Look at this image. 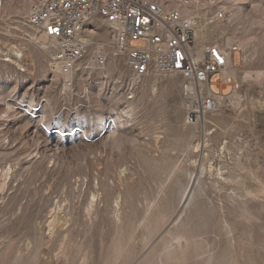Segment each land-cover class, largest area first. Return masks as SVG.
I'll list each match as a JSON object with an SVG mask.
<instances>
[{
    "label": "rangeland",
    "instance_id": "rangeland-1",
    "mask_svg": "<svg viewBox=\"0 0 264 264\" xmlns=\"http://www.w3.org/2000/svg\"><path fill=\"white\" fill-rule=\"evenodd\" d=\"M185 1L164 0L170 8L199 11L239 41L238 78L245 70L264 71V0H222L224 22L202 11L209 4ZM30 6V0H0V99L24 102L12 120L2 121L0 113V264L19 257L21 264H168L175 227L184 238L172 264H264V76L240 85L248 106L241 110L229 99L219 107L220 120L212 112L193 129L181 81L157 74L155 83L154 75L134 82L125 56L110 62L119 55L110 34L85 39L88 56L65 88L55 57L28 41ZM103 29L97 24L93 30ZM20 43L27 45L23 67L5 66L8 50ZM99 48L105 71L92 63ZM246 52L253 58L244 66ZM234 89L227 86L223 94ZM112 119L119 126L116 140L109 137ZM237 122L243 132L233 129ZM191 190L194 206L187 200ZM157 208L163 211L159 226H145V213Z\"/></svg>",
    "mask_w": 264,
    "mask_h": 264
},
{
    "label": "built area",
    "instance_id": "built-area-1",
    "mask_svg": "<svg viewBox=\"0 0 264 264\" xmlns=\"http://www.w3.org/2000/svg\"><path fill=\"white\" fill-rule=\"evenodd\" d=\"M163 1V2H162ZM222 0H186L188 4H209L203 8L214 20L224 22L228 12ZM28 24L53 44L55 65L70 74L76 64L88 56L83 37L97 24L110 27V38L126 55L134 82L140 84L155 74L174 75L188 97L186 121L199 124L218 107L216 94L221 86H232L234 78H224L223 71L234 67L239 41L228 47L212 45L202 54L193 52L195 24L181 8H170L164 0H30ZM140 42L141 47L134 43ZM94 66L101 71L107 63L102 49L93 55ZM217 75V81L211 79ZM218 92L212 91V86Z\"/></svg>",
    "mask_w": 264,
    "mask_h": 264
},
{
    "label": "bare ground",
    "instance_id": "bare-ground-1",
    "mask_svg": "<svg viewBox=\"0 0 264 264\" xmlns=\"http://www.w3.org/2000/svg\"><path fill=\"white\" fill-rule=\"evenodd\" d=\"M185 4L187 5L188 3L185 1ZM181 8V7H183V6H178V7H176V8ZM193 11V10H192ZM192 11H188V10H186V8H182V12H184L188 17H189V19L196 25L195 27V35H196V42H195V46H194V48H193V52L194 53H197V54H202L206 49H208V48H210V47H212V46H210V47H207V41L208 40H211V39H216V38H222V43L220 44L222 47H228L230 44H231V42L233 41V38H226V36H225V34H226V29L224 28V27H220V26H218V25H211V23H213L212 22V20L210 21L207 17L205 18V17H203V16H200V13H197V12H199V11H197V12H192ZM100 25H102V27H104V29H103V31L101 32V33H98L97 31H88L87 33H86V35L83 37V39H84V41H85V39H90L91 40V42H94L93 40L95 39V38H97V39H101V40H106V38L108 37V35L110 34V27L109 26H107V25H105L104 23H101ZM32 31V33H30V34H28V41H29V43L31 44V43H37L39 46H41V48H42V50H43V52H44V54H46V55H48V54H52V56H54V51H53V44H52V42H51V40L49 39V38H47L45 35H41V34H39L36 30H31ZM23 33H26V30H24L23 31ZM221 40V39H220ZM219 40V41H220ZM236 40V39H235ZM28 41H26L25 43H27ZM216 43H219V42H216ZM89 44V43H88ZM12 46V45H11ZM106 46H110V43L107 41V43H106ZM27 47V45L26 44H23V43H20V44H17V45H13L12 47H10V49L8 50V53L6 54V56L7 57H9V59H6V60H3V64L6 66V65H10V64H6V63H8V62H11L12 64H17L18 66H20V67H23L21 64L23 63V58H24V55H25V51H24V48H26ZM93 48V47H92ZM3 52H5L6 50H2ZM250 53V52H249ZM249 53L248 52H246V53H244V55H243V64H244V66H246V64H248V62L250 61V59H252L253 58V56L252 55H249ZM104 54V53H103ZM126 54L122 51V50H119V55H114L111 59H110V62L114 65L115 64V62H116V59L117 60H122L123 58H124V56H125ZM93 57V56H92ZM126 57V56H125ZM1 59H3V58H1ZM91 63H89V65H90ZM54 65V64H53ZM94 65V64H93ZM233 65H234V63H233ZM80 66V64L78 63V64H76V66L74 67V69L76 68L77 69V67H79ZM96 66V65H95ZM94 66V67H95ZM82 67V66H81ZM106 67H107V64L104 66V68L106 69ZM26 69H24V71H25ZM105 71V70H104ZM236 70H235V67H231V68H228V69H226V70H224L223 71V77L224 78H231V77H233L234 78V81H233V83H232V85L234 86V92L232 93V94H230L229 96H226V95H224V94H216V99H217V102H218V107H217V109L214 111V120H216V121H218V120H220L221 119V114H223V113H221L222 111H220V108L219 107H221L222 105L223 106H225V104H226V102H227V100H229L230 99V102L232 103V104H234L235 106H239L238 108H240L241 109V107H245V106H248L247 105V103H246V105L245 104H243L242 103V99H241V96H240V92H239V90H240V85L241 84H243V83H245L246 81H248V79H262V77L264 76V71H248V70H245V71H243L241 74H240V78H238L237 76H236ZM64 76H65V79L67 80L66 81V84H65V88H69L68 87V84L70 83V74H64ZM156 76H157V74L156 75H154V83L155 82H157L156 80ZM174 76V75H173ZM69 81V82H68ZM71 85V84H70ZM227 86L228 85H223V86H221V91L223 92V91H225L226 89H227ZM242 91V90H241ZM243 92V91H242ZM245 93V92H244ZM184 94V93H183ZM252 97V96H251ZM244 98V97H243ZM253 98V97H252ZM251 98V99H252ZM255 98V97H254ZM253 98V99H254ZM185 99V102L183 103L185 106H187V108H188V104H187V100H188V97L184 94V96H183V100ZM248 100H249V98H248ZM255 100V99H254ZM16 101H18V100H16ZM15 101V102H16ZM11 101L10 100H5V99H0V108L2 109V111L0 112L1 114H5V118L4 119H2L1 118V120L3 121H5V122H7L8 120H12L11 118H15L13 115V117L11 116V114H13L14 112H16V111H19L20 110V105L22 106V104L24 103L23 101H18L17 103H16V106H19V107H16L15 105H12V103H10ZM189 102V101H188ZM250 102V101H249ZM253 103H255L254 101H253ZM257 104H258V102H257ZM257 104H255V105H257ZM251 105V104H250ZM254 105V106H255ZM259 106V105H258ZM28 107H29V109L36 115L37 113H38V111H37V107H38V105H36L35 104V102L34 101H31V102H29L28 103ZM233 107V106H232ZM253 107V106H252ZM261 107V106H260ZM248 108V107H247ZM257 108V107H256ZM248 109H250V108H248ZM253 109H255V108H253ZM252 109V110H253ZM242 110V109H241ZM245 110H246V108H245ZM177 111H180L179 109L177 110ZM244 111V110H243ZM216 112V113H215ZM242 112V111H241ZM245 112V111H244ZM18 113V115L20 114V112H17ZM246 113V112H245ZM0 114V115H1ZM213 114V113H212ZM15 115V114H14ZM237 115V114H236ZM242 115V114H241ZM241 115H240V117H241ZM247 115V114H246ZM237 116H239V115H237ZM244 116H245V114H244ZM1 117V116H0ZM36 117V116H35ZM236 117V116H235ZM240 117H238V118H240ZM34 118V117H33ZM204 118H206V116H204L203 118H202V120L204 119ZM47 117L44 115V116H41V118H40V122L41 123H43V125H45L46 126V122H47ZM237 119V118H236ZM245 119V118H244ZM0 120V121H1ZM99 120H100V125L102 126L101 127V131H104L105 130V126H106V123H105V120L104 119H102V118H99ZM113 120V119H112ZM201 120V121H202ZM242 121V120H241ZM240 121V122H241ZM113 127L109 130V137H110V139H114V140H116L117 139V130H118V122H116V121H114L113 120ZM201 123V122H200ZM187 124V123H186ZM234 124H235V122H234ZM236 127H234L233 129L235 130V131H239V132H243L244 130H243V127H245V126H242L239 122H237L236 123ZM2 125H0V127H1ZM193 127V129H195L197 126H198V124H194V125H192ZM199 127V126H198ZM28 130V129H27ZM5 131V130H4ZM4 131H2L1 133H3ZM35 131V130H34ZM33 131V132H34ZM37 131V130H36ZM209 131H210V129H209ZM231 131V130H230ZM6 132V131H5ZM238 132V133H239ZM36 133V132H35ZM32 134H34V133H32ZM210 134V133H209ZM119 135V134H118ZM105 137V136H104ZM119 137V136H118ZM108 139V138H107ZM38 140V139H37ZM39 141V140H38ZM40 142V141H39ZM50 142V141H49ZM114 142V141H113ZM117 142V141H116ZM10 144V143H9ZM43 144V143H42ZM45 144V143H44ZM54 144V143H53ZM226 144H227V142H226ZM11 145V144H10ZM224 145H225V143H224ZM38 146H41L40 145V143L38 144ZM55 146H57V145H55ZM226 146V145H225ZM224 146V147H225ZM196 147V146H195ZM194 147V148H195ZM40 147H38L37 148V150L39 149ZM44 148H46L45 147V145H44ZM52 148V147H51ZM57 149V148H56ZM196 149V148H195ZM224 150V149H223ZM37 152V151H36ZM17 157V156H16ZM16 160V159H15ZM11 163V162H10ZM211 168V167H210ZM13 170V165L11 166V164H10V166L8 167V169H5V172L6 173H4V175H3V177H4V179L8 176V174H9V172L10 171H12ZM212 170V169H211ZM211 173V172H210ZM221 174H218V176H220ZM7 179V178H6ZM194 182V181H193ZM5 184L6 183H3V185L1 186L2 188H4V186H5ZM194 185H196L195 184V182H194ZM194 185H193V187H194ZM189 187V186H188ZM263 189V188H262ZM193 190V189H192ZM192 190L190 191V193H189V195H188V197H187V200L190 198V204L189 205H192V206H194L193 205V200L195 199V196L196 195H194V193H196V192H193V194H192ZM198 194V193H197ZM253 194H255V193H253ZM191 196V197H190ZM197 198V197H196ZM263 198V197H262ZM93 205V202H92V204H91V206ZM263 205V204H262ZM191 206V207H192ZM215 206V205H214ZM262 208V207H261ZM189 209V208H188ZM151 210H152V208H151ZM150 209L149 210H147V212L145 213L146 215L144 216V221H147L148 222V224L149 225H145V226H148V227H150V225H153V224H155V225H157V223H158V225L157 226H159V222L161 221V218H162V216H163V211L161 210V209H159V208H157V209H155V210H153V211H151ZM199 210V209H198ZM196 211V210H195ZM209 211V210H208ZM192 212V211H191ZM210 212V211H209ZM213 212H216L217 213V210H216V208L214 207L213 209H211V214L213 215ZM118 213V212H117ZM196 214V213H195ZM210 214V215H211ZM117 216V215H116ZM120 216V215H119ZM212 217V216H211ZM55 221V220H54ZM54 223H56L57 224V222L55 221ZM142 223V222H141ZM146 223V222H145ZM53 224V223H52ZM55 224V225H56ZM180 224V223H179ZM179 224H178V226H179ZM183 223H181V226H183L182 225ZM61 225V224H60ZM171 225V224H170ZM51 226V225H50ZM52 227H54V226H52ZM147 228V227H146ZM153 228L154 229H157L156 227H154V225H153ZM177 227H175V228H173V229H171L169 232V234L171 235V237H172V247L171 248H168V250H167V252H166V254H165V258H166V261L168 262V264H170V262H171V264L173 263V261H174V259H173V257L177 254V256H178V252L180 251V250H182L181 249V241L183 240V238H184V236H183V233L181 232V230H182V228L181 227H179V228H177ZM180 228H181V230H180ZM52 229V228H51ZM53 230V229H52ZM158 230H159V228H158ZM50 231V230H49ZM151 231V234L153 235V233H152V230H150ZM155 231V230H154ZM51 232V231H50ZM49 232V233H50ZM155 232H157V231H155ZM231 232V231H230ZM39 233V232H38ZM158 233V232H157ZM157 233H155V235L157 234ZM51 234V233H50ZM195 234V233H194ZM52 236V235H51ZM125 237V236H124ZM150 235H149V232H145V235H144V239L145 240H147V241H149L150 240ZM235 238V237H234ZM42 239V238H41ZM231 239H232V237H231ZM236 239V238H235ZM235 241H237V239L235 240ZM232 243V242H231ZM42 245V244H41ZM229 245V244H228ZM229 250V249H228ZM229 252V251H228ZM9 253H11L10 251H9ZM237 253V252H236ZM7 254V253H6ZM24 255V254H23ZM233 255H231V257H232ZM25 257V256H24ZM27 257V256H26ZM176 257V256H175ZM7 257H5V259H6ZM14 258V257H13ZM12 258V259H13ZM25 259H27V258H25ZM32 259H34V257L32 258ZM8 260V259H7ZM176 260V259H175ZM12 261V260H11ZM20 261H23L22 260V257H19V258H16V260H15V262H14V264H21L20 263ZM33 261V260H32ZM162 261V260H161ZM206 261H209V260H206ZM233 261V260H232ZM3 261L1 260V262L0 263H2ZM4 262H9V261H4ZM24 263V262H23ZM11 264V263H10ZM25 264H27L26 262H25ZM141 264H146V262H142ZM159 264H164V263H159Z\"/></svg>",
    "mask_w": 264,
    "mask_h": 264
},
{
    "label": "crops",
    "instance_id": "crops-1",
    "mask_svg": "<svg viewBox=\"0 0 264 264\" xmlns=\"http://www.w3.org/2000/svg\"><path fill=\"white\" fill-rule=\"evenodd\" d=\"M213 86H214V85H213ZM213 86H212V87H213ZM215 87H216V86H215Z\"/></svg>",
    "mask_w": 264,
    "mask_h": 264
}]
</instances>
